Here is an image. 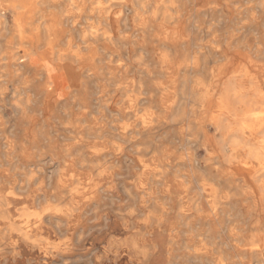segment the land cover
Listing matches in <instances>:
<instances>
[{"label": "bare ground", "instance_id": "6f19581e", "mask_svg": "<svg viewBox=\"0 0 264 264\" xmlns=\"http://www.w3.org/2000/svg\"><path fill=\"white\" fill-rule=\"evenodd\" d=\"M17 75L10 105L20 132L4 137L0 177H22L0 185V254L17 255L21 241L63 260L71 240L44 236L46 222L82 213L99 179L113 175L111 164L128 157L131 185L153 202L150 222L153 185L194 180L210 212L191 215L241 208L252 233L238 238L244 229L231 221L232 246L242 264H264V0H0V78ZM170 130L190 145L175 165L202 170L170 179L175 150L158 148ZM47 160L55 176L35 167ZM197 236L192 254L207 257ZM211 264L238 261L219 255Z\"/></svg>", "mask_w": 264, "mask_h": 264}, {"label": "rangeland", "instance_id": "374dc122", "mask_svg": "<svg viewBox=\"0 0 264 264\" xmlns=\"http://www.w3.org/2000/svg\"><path fill=\"white\" fill-rule=\"evenodd\" d=\"M63 12L64 15L67 14L66 11ZM8 20L11 23L10 17ZM79 29L80 26H76L72 30L76 37ZM63 35L64 38L67 36L66 33ZM253 37V35H247L248 42L251 44L255 42ZM120 49L126 50V46L122 45ZM20 81L21 76L19 75L5 79L0 78V87H5L2 96L4 99L3 101L0 99V156L2 158H5L4 137L16 138L20 132V128L13 118V108L10 105L15 101L13 88L19 85ZM49 135L54 137L55 144L62 145L61 139L58 138L53 129L49 130ZM174 137L175 134L172 130L158 137L164 142L163 145H166L162 146L159 143V149L168 147L175 150L170 158L174 165L170 179L176 170H178L177 174L183 172L192 174L194 169L202 170L200 163L194 169L188 162L184 166L175 165L178 154L180 152L186 154V148L190 145L185 141L178 142ZM203 157V150L195 151V159L202 165ZM15 161L12 167L20 166L23 168L21 163L18 164ZM47 161L46 164L44 162L35 164V167H42L47 174L55 176L57 172L55 165L49 163V160ZM111 165L113 175L99 179V184L102 187L95 202L83 208L82 213L71 220L46 222L43 229L44 236L50 237L52 240L55 239L56 242L64 238L71 240V253L68 256L64 257L63 260L61 257L51 258L37 248L19 241V253L15 256L9 252L0 254V264H211L219 255L233 258L238 261V264H242L238 255L239 252L232 246L228 236V226L233 221L244 229L238 238H250L253 224L250 223L249 218L245 216L241 208L232 205L227 214L223 213L211 217L202 216L200 219H195L191 214L196 207L202 214L210 212L206 198L196 193L197 188L194 180L185 184L186 188L174 184L173 180H170L168 187L162 184H155L152 187L157 217L150 222L147 207L153 202L148 200L146 195L138 192L130 183L131 173L135 170L134 162L128 157H123L118 161L115 160V163L113 162ZM202 175H206V171L202 172ZM21 177L20 174H14L11 171L9 175L0 177V185L7 184L13 178L19 179ZM190 179L192 178L190 177ZM235 183L238 184V180ZM182 201L184 202L183 206ZM248 201L249 199L243 204H247ZM162 205L167 207L166 213L161 210ZM125 224L130 227V232L125 233L123 231ZM198 230L202 232L204 242H206L207 257H195L192 254L191 247L201 245V238L197 236ZM14 240L16 239L14 238ZM134 242L136 247L133 246ZM238 246L241 244L239 243ZM188 258L192 259L189 260ZM249 262L260 264L256 259L245 260L244 264Z\"/></svg>", "mask_w": 264, "mask_h": 264}]
</instances>
